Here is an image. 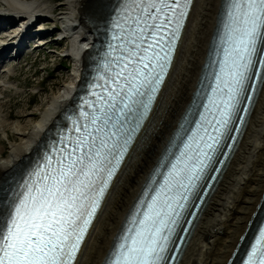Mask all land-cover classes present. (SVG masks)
<instances>
[{
    "label": "snow or ice",
    "instance_id": "6c2138e0",
    "mask_svg": "<svg viewBox=\"0 0 264 264\" xmlns=\"http://www.w3.org/2000/svg\"><path fill=\"white\" fill-rule=\"evenodd\" d=\"M190 0H125L115 21L104 65L107 76L90 111L82 113L66 155L51 158L26 182L0 216V264H73L100 202L116 175L162 83L171 46ZM228 47L215 75L208 116L168 161L163 182L140 202L108 264H162L169 236L187 200L220 143L224 130L250 89L257 43L264 39V0H230ZM171 38V39H170ZM116 53V54H113ZM251 97L249 96L248 99ZM210 117V118H209ZM242 119V116H241ZM264 242V239H262ZM248 264H264V247L253 248Z\"/></svg>",
    "mask_w": 264,
    "mask_h": 264
},
{
    "label": "bare ground",
    "instance_id": "6f19581e",
    "mask_svg": "<svg viewBox=\"0 0 264 264\" xmlns=\"http://www.w3.org/2000/svg\"><path fill=\"white\" fill-rule=\"evenodd\" d=\"M106 2L0 0V16L8 12L13 14L12 17L22 16V23L37 22L38 25L25 31L22 42L30 39L33 31L38 32L37 35H45L54 30L50 25L57 26L67 43L62 53L72 61L68 80L58 92L47 98L44 105L23 111V121L14 124L0 116V131L8 142V147L0 143V185L15 176L16 170L40 146L46 133L72 104L89 66L92 53L89 49L95 46L93 25L107 14ZM222 3L223 0H194L169 77L109 191L76 264L103 263L147 177L190 104L216 31ZM11 22L14 20L10 19L0 30L7 33ZM14 39L10 38L9 43ZM44 43L45 39L41 38L40 44ZM56 44L61 42L51 41L49 46L52 48ZM27 51L28 47L24 46L19 55L22 57ZM50 52L59 54L53 49ZM1 67L0 63V74L6 75V79L0 81V94L4 95L10 88L15 68L1 71ZM263 194L264 82L240 142L197 221L178 264H226Z\"/></svg>",
    "mask_w": 264,
    "mask_h": 264
},
{
    "label": "rangeland",
    "instance_id": "374dc122",
    "mask_svg": "<svg viewBox=\"0 0 264 264\" xmlns=\"http://www.w3.org/2000/svg\"><path fill=\"white\" fill-rule=\"evenodd\" d=\"M65 45L67 43L63 42L51 48L59 54L51 53L50 49L36 50L32 54H24L22 59L10 61L7 68H1V71L14 68L15 71L10 88L4 95L0 94V116L7 118L10 124L21 122L23 111L41 107L47 98L59 91L72 73V61L62 53ZM3 79L6 75L0 74V81ZM4 138L0 131V143L8 147Z\"/></svg>",
    "mask_w": 264,
    "mask_h": 264
}]
</instances>
